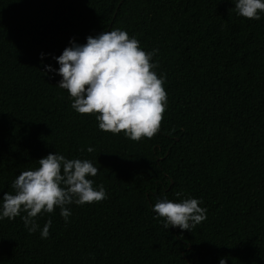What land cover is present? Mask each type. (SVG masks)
I'll return each mask as SVG.
<instances>
[{"label": "trees", "instance_id": "obj_1", "mask_svg": "<svg viewBox=\"0 0 264 264\" xmlns=\"http://www.w3.org/2000/svg\"><path fill=\"white\" fill-rule=\"evenodd\" d=\"M113 29L157 50L167 105L150 139L99 130L43 70L70 37ZM55 152L90 160L107 198L67 205V222L58 207L38 214L46 239L25 212L0 220V264H264V13L239 16L234 0H0V197ZM165 197L199 199L207 219L166 230L152 211Z\"/></svg>", "mask_w": 264, "mask_h": 264}, {"label": "clouds", "instance_id": "obj_2", "mask_svg": "<svg viewBox=\"0 0 264 264\" xmlns=\"http://www.w3.org/2000/svg\"><path fill=\"white\" fill-rule=\"evenodd\" d=\"M233 3V0H231ZM239 16L260 20L264 13V0H234ZM80 44L69 38L59 56L52 58L58 68L44 65V72L60 76L57 85L65 89L71 99V108L78 114H97V127L101 131L124 135L139 141L152 138L160 130V122L167 105L163 87L164 76L153 70L157 65L152 57L157 51L145 52L135 37L121 29L102 31L85 37ZM45 53H40L41 62ZM93 152L92 147L87 148ZM38 167L21 171L12 182L14 193L0 197V220L20 216L31 234L39 228L35 217L41 212L52 213L60 209L65 222L71 215L67 205L92 204L107 198L103 185L93 187L97 167L87 159H67L58 153H49L38 159ZM176 196H181L180 192ZM197 198L179 201L166 197L157 199L152 211L164 218L163 227L192 231L207 219V209ZM51 220L45 222L40 237L49 236ZM222 256L218 264H227Z\"/></svg>", "mask_w": 264, "mask_h": 264}]
</instances>
